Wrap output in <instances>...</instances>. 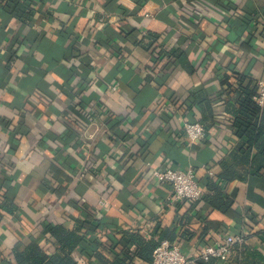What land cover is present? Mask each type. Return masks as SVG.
Returning <instances> with one entry per match:
<instances>
[{
	"label": "crops",
	"instance_id": "crops-1",
	"mask_svg": "<svg viewBox=\"0 0 264 264\" xmlns=\"http://www.w3.org/2000/svg\"><path fill=\"white\" fill-rule=\"evenodd\" d=\"M14 1L0 0V203H14L0 205V264L33 239L53 251L47 224L86 214L98 226L80 227L79 264H149L127 231L190 254L244 233L218 264H264V175H220L237 140L221 80L264 77V0ZM194 119L206 133L191 143ZM171 165L194 168L203 194L213 177L234 212L175 198L152 172Z\"/></svg>",
	"mask_w": 264,
	"mask_h": 264
},
{
	"label": "trees",
	"instance_id": "trees-1",
	"mask_svg": "<svg viewBox=\"0 0 264 264\" xmlns=\"http://www.w3.org/2000/svg\"><path fill=\"white\" fill-rule=\"evenodd\" d=\"M1 1L5 7L9 8H13L18 3L14 0ZM19 2L22 7L26 6V3ZM170 52L176 56L183 54L182 49L179 48H172ZM236 77L237 80L234 82L229 80V76H225L221 80L224 91L229 95L227 104L233 116L231 125L237 136V140L231 149V159H224L223 171L220 173L227 179L246 178L249 174L264 175V105L257 102L254 97L258 90V83L252 81L245 83L243 73H237ZM232 165L236 166L237 169ZM208 184L212 187V191L203 194L204 201L224 212L233 213V196L226 194L219 188L213 177L209 178ZM191 200L197 202L199 199ZM0 205L8 209L14 207L11 196L8 195ZM95 218L92 214H86L85 219L80 221L77 229L60 223H48L45 231H49L59 242V245L53 251H48L38 239H33L23 249L15 248L16 264H79L72 251L82 238V234L79 232L80 227L95 228L98 226ZM217 237L218 235L215 233L203 245L214 242ZM163 238H168L174 242L169 234L157 239H146L133 231H127L120 240H123L124 243L128 240L136 243L137 255L151 262L153 250L159 240ZM258 256L260 261L264 262V256L261 253ZM131 258L132 256L128 252H124L123 255H118L109 264H132ZM220 260L222 259L217 256L200 257L198 264H218Z\"/></svg>",
	"mask_w": 264,
	"mask_h": 264
},
{
	"label": "built area",
	"instance_id": "built-area-1",
	"mask_svg": "<svg viewBox=\"0 0 264 264\" xmlns=\"http://www.w3.org/2000/svg\"><path fill=\"white\" fill-rule=\"evenodd\" d=\"M146 13L150 14V12ZM254 97L257 102L264 105V77L258 79V90ZM184 127L191 143L198 142L206 133L205 124L198 119L186 121ZM152 172L156 182L172 185L175 198L199 199L203 195V188L192 167L154 166ZM244 239V233H219L214 242L202 245L195 253L190 254L184 252L180 244L163 238L155 246L153 258L149 264H198L200 257L211 256L226 259L231 247Z\"/></svg>",
	"mask_w": 264,
	"mask_h": 264
}]
</instances>
